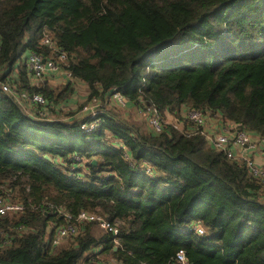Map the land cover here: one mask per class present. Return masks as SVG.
I'll return each mask as SVG.
<instances>
[{"label":"trees","instance_id":"16d2710c","mask_svg":"<svg viewBox=\"0 0 264 264\" xmlns=\"http://www.w3.org/2000/svg\"><path fill=\"white\" fill-rule=\"evenodd\" d=\"M30 54L65 82L34 83ZM0 80L59 117L36 120L0 89V201L23 206L0 215V264H180L181 250L188 264H264V188L201 128H178L188 108L264 137V0H0ZM76 82L86 100L63 114ZM93 100L98 116L81 114ZM127 106L176 123L155 134Z\"/></svg>","mask_w":264,"mask_h":264},{"label":"built area","instance_id":"2783aa9c","mask_svg":"<svg viewBox=\"0 0 264 264\" xmlns=\"http://www.w3.org/2000/svg\"><path fill=\"white\" fill-rule=\"evenodd\" d=\"M45 44H51L49 38L44 40ZM66 55H59V61H65ZM27 66L29 71L31 72V79L34 83H39L41 81L50 78L55 72H58L60 69L55 64V61L52 59H45L41 55L30 54L27 58ZM13 74V73H12ZM71 76L69 73H67ZM14 75V74H13ZM11 75L9 78H12ZM0 89L7 93L10 97L14 98L16 102L22 107V110L25 114L34 117L36 120H47L49 119V113L46 111H41L40 108L46 106V99L39 94L30 95L28 93H23L18 95L16 89L8 82L2 83L0 80ZM112 101L114 100L117 105L126 107L127 100L122 95V93L113 89L111 91ZM37 107V111L35 110ZM98 102L93 100V102L84 106L83 111H89L94 117H97L99 114L98 110ZM34 109V110H33ZM145 113V117L148 123V126L151 132L155 134H161L165 129V121L161 118L159 112L155 107L149 106L146 110L143 111ZM36 113V114H35ZM89 113V114H90ZM183 109V114H184ZM186 120L194 124L195 126L204 129L205 126V114L200 111H192L185 116ZM94 125L83 126V129L90 130ZM182 130V129H180ZM188 132H192L191 129H188ZM224 134H215L210 136V132L208 133L210 145L215 148L217 151L225 152L228 157L232 159H241L246 161L249 171L251 175L260 183V185L264 188V163L259 164L253 159V155L259 154L264 158V137L259 135L247 132L245 130L237 129L236 126H227L224 130ZM240 149L244 152L249 151L248 154L237 155L235 149ZM23 210V206L20 203H15L9 200L0 201V215L5 216L8 213L19 212ZM59 213L64 215L69 221L72 216L63 213L62 210H58ZM78 220L80 221H96L99 223V226L105 231L111 233L114 236V243L116 245L119 244V228L113 225L110 221L100 215H93L87 212H82L78 216ZM197 231L198 234H204V229L201 225H197L196 227H192V230ZM78 228L74 225H68L62 227L58 230L55 244L56 246L61 243V241L65 240L68 237H72L77 235ZM176 262L180 264H188L186 253L184 251H179L176 255ZM102 264H122L120 261L114 258H110L102 262Z\"/></svg>","mask_w":264,"mask_h":264},{"label":"rangeland","instance_id":"374dc122","mask_svg":"<svg viewBox=\"0 0 264 264\" xmlns=\"http://www.w3.org/2000/svg\"><path fill=\"white\" fill-rule=\"evenodd\" d=\"M76 86H75V88H76ZM76 92H77L76 93V101H78V103H77L78 105L74 104L71 101L70 104H68L67 106H64L63 114H67L70 111L74 112L80 105L84 104L87 95L85 96L84 99H80V97L83 95L81 89L76 90ZM77 96L79 98H77ZM112 103L113 104H117L114 100L112 101ZM192 111L193 110H189L188 108H184V112L185 113L182 116L183 120L181 121V123H178V128L179 129L181 127H184L185 122H186V124H190L191 123L188 120H186L185 116H187V114L192 112ZM128 112H130L129 115L133 117L132 120L138 123L137 124L138 126H140V123L144 122L145 123V127L147 126L148 129H149L148 123H147V121H145L146 117H145V113L144 112L139 111L138 109H135V108L128 110ZM80 113L81 114H86V113L89 114L90 112L89 111H86V112L82 111ZM48 118L51 119V120L59 119V117H55L54 114H49ZM62 119L70 121L72 118H70V117H62ZM167 123L172 125V124H175L176 121L174 119L166 120L165 121V125L166 126L168 125ZM227 126H228V123L225 122L220 115H218V114H215V115L206 114L205 115V126H204V129H199V130L201 132V135H203L206 138V140L208 141V143H210L207 132H210V136L215 135V134H224L225 133L224 130L226 129ZM142 128H143V126H142ZM191 130L193 132V129H191ZM182 132L183 133H190V132H188L187 129H182ZM96 229H97V232L102 231L101 228H96ZM61 242H63L64 244L68 243V241L65 242V240H63Z\"/></svg>","mask_w":264,"mask_h":264},{"label":"crops","instance_id":"0c3cea01","mask_svg":"<svg viewBox=\"0 0 264 264\" xmlns=\"http://www.w3.org/2000/svg\"><path fill=\"white\" fill-rule=\"evenodd\" d=\"M26 54L28 55L29 52H27ZM47 81H49L48 83H50V85H52L53 87L59 86L60 84H63L65 82V75L62 73H60V74L58 73V75H55V73H54L50 78L47 79ZM76 85H77L76 90L81 89V91L83 93V95L80 97V99H84L85 96L88 95V92H89L88 86L82 82H76ZM76 93L77 92L75 91V95H74L73 99L71 100L74 104L78 103V101H76ZM77 98H79V97L77 96ZM127 108H128V110L134 109V106H127ZM235 152L237 155H242V154L246 155L249 153V151L244 152V151L237 149V148L235 149ZM253 159L256 162H258L259 164L264 163V158L262 156H260L259 154L253 155ZM63 244L64 243L61 242L58 248L61 249L63 247Z\"/></svg>","mask_w":264,"mask_h":264},{"label":"water","instance_id":"95a60500","mask_svg":"<svg viewBox=\"0 0 264 264\" xmlns=\"http://www.w3.org/2000/svg\"><path fill=\"white\" fill-rule=\"evenodd\" d=\"M109 95H111V92L109 93ZM93 164H96V161L95 160L93 161Z\"/></svg>","mask_w":264,"mask_h":264},{"label":"clouds","instance_id":"9594fccd","mask_svg":"<svg viewBox=\"0 0 264 264\" xmlns=\"http://www.w3.org/2000/svg\"><path fill=\"white\" fill-rule=\"evenodd\" d=\"M111 96V95H110Z\"/></svg>","mask_w":264,"mask_h":264}]
</instances>
